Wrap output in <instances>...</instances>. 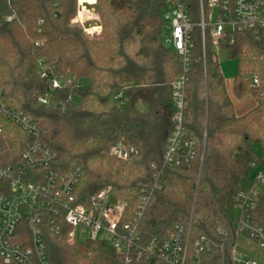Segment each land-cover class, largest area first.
<instances>
[{
	"label": "trees",
	"instance_id": "1",
	"mask_svg": "<svg viewBox=\"0 0 264 264\" xmlns=\"http://www.w3.org/2000/svg\"><path fill=\"white\" fill-rule=\"evenodd\" d=\"M183 1L194 24L184 108L187 137L196 142L190 165L165 163L175 130L174 84L184 73L181 56L164 42L165 0H96L103 29L95 37L73 22L78 0H0V90L8 106L42 127L39 142L55 154L59 173L82 167L81 202L111 188L108 203L127 202L125 223L142 188L157 184L140 224L141 243L168 239L180 225L190 231V254L202 237L210 243L203 264H234L237 197L252 186L253 168L264 164L255 151L260 144L264 152V40L254 30H236L220 42L239 62L235 95L257 100L239 115L210 26L203 40L201 0ZM121 139L137 148L125 160L111 154ZM35 141L0 115L1 166L18 164ZM254 217L264 227V196ZM71 229L46 231L50 264H121L105 241L78 235L69 243Z\"/></svg>",
	"mask_w": 264,
	"mask_h": 264
},
{
	"label": "built area",
	"instance_id": "2",
	"mask_svg": "<svg viewBox=\"0 0 264 264\" xmlns=\"http://www.w3.org/2000/svg\"><path fill=\"white\" fill-rule=\"evenodd\" d=\"M165 2L164 32L169 34L164 35V42L181 56L184 63V73L174 84L177 109L175 130L168 139L165 163L190 165L196 153V142L187 137L184 108L194 24L183 0ZM207 4L208 13L201 0L199 25L204 41L207 26L211 27L210 34L218 48H222L220 42L226 43L228 34L236 30H254L257 39L264 40V0H207ZM82 6L80 0V12ZM252 79L258 83L257 76ZM114 98L120 100L122 93ZM0 115L36 138L26 147L18 164L0 165V264H50L45 233L49 230L59 235L64 224L72 227L69 232L71 238L80 234L112 245L122 257L121 264L142 261L153 264H203L202 252L210 249V243L202 237L196 243L195 252L190 254V231L187 234L180 225L175 226L168 239L155 238L146 245L141 243L140 224L157 184L151 189L147 185L142 188L132 218L123 223L127 202L108 203L111 188L91 196L86 204L81 202L77 188L84 175L82 167L75 164L66 172L59 173L54 167L55 154L39 142L42 127L30 115L8 106L2 90ZM134 153H137V148L125 139L111 148V154L119 159H128ZM255 167L259 169L252 186L237 197L241 211L238 234L245 233L264 247V227L254 217V211L264 196V164ZM233 261L234 264H257L254 259L242 256L236 246Z\"/></svg>",
	"mask_w": 264,
	"mask_h": 264
},
{
	"label": "rangeland",
	"instance_id": "3",
	"mask_svg": "<svg viewBox=\"0 0 264 264\" xmlns=\"http://www.w3.org/2000/svg\"><path fill=\"white\" fill-rule=\"evenodd\" d=\"M78 1H79V5H80V0H78ZM82 1L84 3L82 6V11L80 12V8H79L75 19H77V17L79 15L81 16L82 13H83V17H86V18L89 17V19H86L84 22L76 21V24L83 27V29L85 30V32L89 36H91V37L99 36L102 33L103 27H102V23H101L100 14L98 12L97 2H96V0H95V2H94V0H82ZM86 5H88L87 6L88 8L86 7ZM215 13H216V11H215ZM73 22H74V20H73ZM166 34H169V32H164V30H163V35H166ZM218 58H219L220 65H221V71H222V73L226 79L227 89L231 95L232 100L235 103V106L237 108V112L241 113L242 111H245V108L243 107L244 105H240V104L241 103L245 104L248 101L250 102L252 99L251 96H253V98H255V96L250 94L251 96L247 95V96H244L242 98H238L235 95L234 90H233V82H234L236 73L238 72V69H239V62L237 59L230 58L229 53L225 48H218ZM86 83H87V80L81 81V85H86ZM141 109L143 111H146L147 107L142 105ZM255 151L259 155H264L262 146L260 144H257L255 146ZM258 169H259L258 167L253 168V170L251 172L252 180L256 177ZM78 235H80V234H78ZM78 235L76 234L74 236V238H71L70 236H68L69 243L74 244Z\"/></svg>",
	"mask_w": 264,
	"mask_h": 264
},
{
	"label": "crops",
	"instance_id": "4",
	"mask_svg": "<svg viewBox=\"0 0 264 264\" xmlns=\"http://www.w3.org/2000/svg\"><path fill=\"white\" fill-rule=\"evenodd\" d=\"M87 6L88 5H86V7ZM86 19H89V17L87 18L81 17L80 15L77 17V21H80V22H84ZM251 98H252L251 101L250 102L248 101L249 103L247 102L245 104L244 103L240 104V105H244L243 107L245 108V111L238 113L237 108L235 106V111L237 114L239 115L244 114L250 109H252L253 107H255V105L257 104V101L255 98H253V96H251ZM236 247H237L238 252L241 253L242 256L254 259L257 262V264H264V247L260 246L259 244H257L256 242L248 238V236L245 233H240L237 235Z\"/></svg>",
	"mask_w": 264,
	"mask_h": 264
},
{
	"label": "bare ground",
	"instance_id": "5",
	"mask_svg": "<svg viewBox=\"0 0 264 264\" xmlns=\"http://www.w3.org/2000/svg\"><path fill=\"white\" fill-rule=\"evenodd\" d=\"M81 16L83 17V13L81 14Z\"/></svg>",
	"mask_w": 264,
	"mask_h": 264
}]
</instances>
